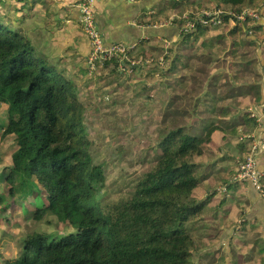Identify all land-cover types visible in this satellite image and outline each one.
<instances>
[{
    "label": "trees",
    "instance_id": "obj_1",
    "mask_svg": "<svg viewBox=\"0 0 264 264\" xmlns=\"http://www.w3.org/2000/svg\"><path fill=\"white\" fill-rule=\"evenodd\" d=\"M179 1L173 3V8ZM205 1L229 13L221 16L222 24H227L229 18L237 21L235 17L244 8L257 9L262 0ZM195 4L197 8L202 6L201 1ZM2 18L6 17L0 7V106L6 108L0 142L11 139L12 148L8 170L0 177L7 193L5 199L0 193V209L6 211L11 202L19 206L28 203L33 207L35 223L48 215L47 224L70 229L68 234H50V239L39 231L26 235L18 256L2 264H194L193 257L200 251L195 231L202 232L197 223L206 216L204 207L213 196L199 201L193 193L210 176L200 159L208 147H217L219 163L230 160L236 164L235 158L241 160L245 153L238 138L250 133L255 121L245 113L243 129L235 124H218L209 106L210 117L189 122L191 126L198 124L197 132L188 133L179 125H163L156 136L158 160L137 179L127 197L104 203L105 166L94 162V144L86 131L85 105L79 98L77 77L36 48L24 29L14 28ZM158 22L155 19L154 23ZM240 24V42L253 45L249 32L260 27L250 19ZM181 25L182 20L176 43L162 49L168 73L186 59L172 47L191 48L209 30L197 23L194 30L184 32ZM96 26L103 34L98 22ZM220 39L217 36L199 46L210 52ZM141 46L134 45L127 55ZM103 64L104 69L111 65L110 75H121L117 58ZM261 65L264 74V60ZM84 72L85 77L88 71ZM262 88L257 83L250 86L255 104L261 101ZM225 147L228 151L223 150ZM233 149L236 156L231 154ZM233 174L229 169L226 176L221 178L217 173L215 178L224 186ZM211 216L210 221L215 219ZM246 223L243 218L239 228H245ZM254 245L259 247L256 256L260 264H264V241L255 239Z\"/></svg>",
    "mask_w": 264,
    "mask_h": 264
},
{
    "label": "rangeland",
    "instance_id": "obj_2",
    "mask_svg": "<svg viewBox=\"0 0 264 264\" xmlns=\"http://www.w3.org/2000/svg\"><path fill=\"white\" fill-rule=\"evenodd\" d=\"M194 1L180 0V4L173 8V3H177V0H161L164 11H158V14H162L155 15L153 22L157 19L160 22L155 24H161L166 29L167 27L177 29L180 19L184 16L198 15L202 10L214 9L205 0H199L202 6L197 8ZM2 19L9 22L8 18ZM209 29H214L213 35L227 33L223 38L219 36L222 40L221 46L214 45L210 52L207 51L209 54L204 56L206 58H202L199 49L196 53L193 51L191 58L183 59L181 66L170 73L167 72L168 61L163 58L164 49L156 44L148 46L147 43L133 50L129 55L130 58L128 57L133 65L138 66L137 68L131 69L118 60L121 73L118 78L110 75L111 65L104 69V64H98L96 70L88 72L85 77L81 75L77 78L79 98L85 105L86 131L94 144V162L103 163L105 166L104 203L127 197L132 192L137 179L139 180V177L158 160L160 152L156 144V136L163 125H179L188 133L197 132L198 124L194 126L192 123L191 126L189 122L195 118L196 121H200L204 116L210 117L211 113L207 112L210 106L216 123L225 125L221 119L223 114H220L225 111L230 114V117L224 119L225 123L238 126L243 119L241 114L255 105L251 96L245 98V94L250 86L262 78L261 61L264 58L261 54L258 58L259 48L247 44L240 45L235 42L237 37H227L230 35L229 31H234V25L222 24ZM240 39L239 36L238 40ZM167 42L163 44L164 48H167ZM172 48L177 55L184 57L187 54V50L182 47ZM233 50L236 51L234 55L231 54ZM240 61L241 67L238 68L236 66ZM60 64L59 67L63 69ZM67 70L71 72L70 69ZM211 83H214V86ZM210 85V93L201 91V89L204 91L209 89ZM216 89H218L217 93L214 92ZM240 89L243 90L238 94ZM201 93L206 96L200 95ZM193 94H197L198 98ZM238 95L245 97L240 98ZM234 97H236L235 101L240 99L237 109L226 107ZM5 109L4 106H0V133L6 124ZM220 144L224 145V143ZM11 148V139L0 142V177L8 170ZM228 148L225 147L223 150L228 151ZM207 151L208 155L218 154L217 147ZM231 154L236 156L237 151L233 149ZM204 159L201 158L202 163ZM228 162L230 163V160ZM214 163H209L206 170H213ZM212 164H214L213 168L209 169ZM215 174L208 176L205 183L199 187V195L195 194V196L200 197L201 199L198 200L201 201L202 197L208 196L214 188L218 189L214 190L213 200L216 202L211 206H216V213L219 216L211 222L207 220L212 217V212L208 210L209 204L205 205L206 216L197 223L202 232L195 231L200 251L195 253L192 262L194 264H260V259L256 256L259 247L254 243L255 239L264 241V221L260 227L247 222L245 228H239L241 219L250 221L247 219L249 209L243 206L240 196L237 195L235 198L231 196L236 186L230 187L227 192L224 191L228 183L222 187L219 180L214 179L213 176H217ZM220 175L221 178L226 176L222 173ZM28 192L31 190L26 191ZM0 193L5 199L7 193L3 182L0 183ZM36 202L42 205L40 198H37ZM223 208L227 209L218 211ZM33 211L32 205L28 203L19 206L12 202L6 211L0 209V243H2L0 264L17 257L21 247L20 242L34 231L42 232L48 238L50 234L59 233L60 236L70 231L62 228L60 224H47L48 215L39 223H35L32 220ZM59 236L56 235L57 238ZM4 238L10 243L2 242Z\"/></svg>",
    "mask_w": 264,
    "mask_h": 264
},
{
    "label": "crops",
    "instance_id": "obj_3",
    "mask_svg": "<svg viewBox=\"0 0 264 264\" xmlns=\"http://www.w3.org/2000/svg\"><path fill=\"white\" fill-rule=\"evenodd\" d=\"M196 2H199V0L194 1V3ZM77 3L78 0H2L0 7L3 16H5L6 18L8 17L9 22L14 28L24 29L26 36L36 48H38L50 60L57 61L59 64L61 63L60 66L63 67V69H65L68 73H72L73 76L78 78L81 77V75L82 77H84L82 74V72L85 73L84 61L89 53L90 47L87 37L82 33L80 27L77 26ZM162 9L163 7L161 4V0H98L95 9V17L96 22H98V25L103 32L105 46H110L116 43H124L125 45H136L137 47L138 45H146L147 43H149L148 46L156 44L158 47L165 50L166 48L163 47V44L169 41V43L167 42V48H169L170 46H172V44L176 43L179 37L178 30L174 27H167L166 29V27L164 28L163 25H157L151 21L153 20V18H156L155 15L162 14L157 13ZM257 9H260L261 17L258 21L252 22L256 23L260 28L256 32H249V37L254 43L250 47H258V58L260 54L264 58V0L261 1ZM160 18L163 19L161 16ZM149 21H151L152 23L150 22L149 24H147ZM227 24L231 25V23L229 22ZM233 25L234 31H229L228 33H230V35H228L227 37H237V39L234 40L241 45L242 43L240 42V40H238L241 32V24L234 23ZM212 33H214V29H209L207 34L203 38H200L191 48H188L187 46L182 47L187 50V54L184 55V58H191L192 52L196 51V48L199 49L198 51L202 55V58H206L204 56H208L209 53L205 52V48L199 46V44L202 42L207 43L210 39L217 38V36H221L223 38L224 35L227 34L218 33L216 35H213ZM220 42H222L221 39L218 40L217 43L214 42L213 44H218L220 47L222 44ZM236 67H241V61ZM67 69H70L71 72H69ZM262 82H264L263 73L261 80L256 82L263 87V99L264 84ZM211 84L214 86V83ZM210 89L211 85L209 86V89L207 88L205 89V91L204 89H201V91L210 93ZM217 90L218 89H216V91L214 92L217 93ZM242 90L243 89H240L238 94H241L240 92ZM228 93L231 94L233 92ZM202 94L203 93H201L200 95ZM203 95L206 96V94ZM193 96L195 98H198L197 94H193ZM245 96L238 95V97L240 98H249L251 96V98L254 99L249 89H247ZM235 98L236 97H234L231 101L232 103H228L226 107L230 109H237V106H239L240 104V99H237L235 101ZM201 100L204 99L201 98ZM233 111L234 110H232V112ZM246 111L245 113H247ZM245 113L243 112V114L241 115L243 116ZM220 114H223L221 118L223 119L222 123H224L225 125H230L228 123H225L226 120H224L230 117V114L225 111ZM238 127H240V129L245 128L243 119ZM252 131L255 133L258 131L263 132L261 134L264 137V124L262 128L259 126H254ZM235 144L236 141L232 142L231 147L235 146ZM208 149L213 148L208 147L207 150ZM207 150L205 151V156L203 157L205 158L204 160L206 162L204 161L203 164L205 166H208L209 163H214L216 161L213 170L207 171L210 172L209 175L215 173H222V175H224L228 172L229 169L233 170L235 174L237 162L239 161L238 156L235 158L236 165L233 163L230 164L232 161H230V163L228 161L219 163L218 158L220 157V155L212 153L211 155H208ZM211 158L213 160L210 161ZM258 169L263 173L262 183L264 185V154H261L258 157ZM213 177L215 179V176ZM229 181L230 179L228 180V183ZM232 186H236V190L231 196L233 198H235L237 195L240 196L243 202V206L245 205L247 206V209H249V216L247 217V219L250 221H246L260 227V225H262L264 221V198L262 199L261 197H259L254 189L246 184H229V187ZM199 190L200 188L195 189L193 191L194 195H199ZM214 190L218 189L214 188L213 191L209 194L213 196L208 202V210L212 212L213 218L215 217L216 219L219 216L216 213V206H211L216 202L213 200L215 196ZM225 191L227 192L226 188ZM196 197L198 199H201L197 195ZM205 197H202V199ZM243 198L246 199V201ZM226 209L227 208H223L220 210L218 209V211H223ZM252 219H254V221ZM240 221H242V219ZM2 242L10 243L8 240H5V238ZM1 245L2 243H0V248L2 247Z\"/></svg>",
    "mask_w": 264,
    "mask_h": 264
},
{
    "label": "built area",
    "instance_id": "obj_4",
    "mask_svg": "<svg viewBox=\"0 0 264 264\" xmlns=\"http://www.w3.org/2000/svg\"><path fill=\"white\" fill-rule=\"evenodd\" d=\"M97 3L98 0H78L76 4V22L82 33L87 37L90 47L84 61L85 69L91 73L96 70L98 64H103L113 58L133 65L128 59L127 51L133 48L134 45H125L124 43H116L110 46L104 45L103 34L98 31L96 26L95 9ZM223 14L229 15V13H224L219 9H213L212 11L202 10L194 18L191 17L192 14H189L180 19L183 21L182 29L184 32L192 31L196 28L197 23L207 27L222 25L221 16ZM260 17V9L246 7L241 11L240 15L235 17L237 21L229 18L228 22L231 25L236 24V22H244L246 19L256 22ZM247 112L249 117L255 121L256 126L262 128L264 124V98L260 103L250 106ZM261 133L263 132L258 131L255 133L251 131L248 134H241L238 138L239 142L245 146V153L241 160L237 162L235 174L228 184H246L251 186L257 195L263 199V173L258 169V157L264 154V137Z\"/></svg>",
    "mask_w": 264,
    "mask_h": 264
}]
</instances>
